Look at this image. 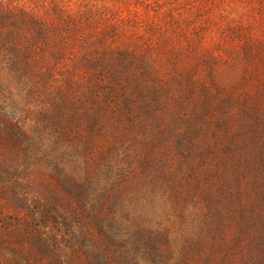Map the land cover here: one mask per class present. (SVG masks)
<instances>
[{
  "label": "trees",
  "instance_id": "1",
  "mask_svg": "<svg viewBox=\"0 0 264 264\" xmlns=\"http://www.w3.org/2000/svg\"><path fill=\"white\" fill-rule=\"evenodd\" d=\"M225 1L0 0V180L65 226L0 264H264V0Z\"/></svg>",
  "mask_w": 264,
  "mask_h": 264
},
{
  "label": "rangeland",
  "instance_id": "2",
  "mask_svg": "<svg viewBox=\"0 0 264 264\" xmlns=\"http://www.w3.org/2000/svg\"><path fill=\"white\" fill-rule=\"evenodd\" d=\"M77 2L81 0H75ZM249 6L246 2H240L237 0H226L219 7L216 6L211 9L210 16L215 17L218 14H221L225 19L230 20L231 17L239 16V14L248 9ZM207 37H215L214 32H209ZM214 53L216 56H227L226 52L223 50H215ZM31 121L26 120L25 127L27 129H31ZM1 135V133H0ZM4 155L0 154V163H4ZM33 160V157L22 160V157L16 160V162H25L28 169L32 170L35 168L37 171H42L41 168H48L45 159H41L40 157L33 160V164L29 163V161ZM8 161H6V164ZM21 169V167H20ZM35 171V172H37ZM2 177H5L6 174H2ZM25 176V177H23ZM14 179L2 181L0 180V246L3 245V250L9 254L11 243L9 241H17L19 238H22V235H25L29 229V225L32 223H36L40 229L45 232L47 235H57V239L61 240L60 232H63L65 226L59 220L53 221L47 219V217L41 218L40 209H38L35 202L32 201L38 194L39 189H44L40 186V177L36 173H31V175L26 176L22 175L16 182L21 183L23 189L19 186H15ZM28 180V181H27ZM26 190V191H25ZM16 191V193L14 192ZM24 191V193H23ZM26 195V200L31 207L35 206V219H32V214L27 213V209L25 207L19 206L20 199L22 196ZM41 201L43 199L39 197ZM17 201V202H16ZM57 227H60V230H57ZM59 236V237H58ZM65 242H67V235L64 236ZM63 246V245H62ZM66 255H63V259H68L73 257V254L70 253L69 247L66 248Z\"/></svg>",
  "mask_w": 264,
  "mask_h": 264
}]
</instances>
